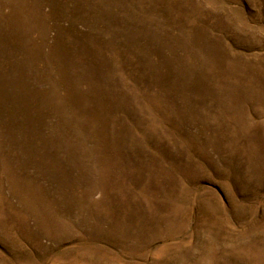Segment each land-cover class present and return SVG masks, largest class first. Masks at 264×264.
<instances>
[{
    "label": "rangeland",
    "instance_id": "1",
    "mask_svg": "<svg viewBox=\"0 0 264 264\" xmlns=\"http://www.w3.org/2000/svg\"><path fill=\"white\" fill-rule=\"evenodd\" d=\"M0 264H264V0H0Z\"/></svg>",
    "mask_w": 264,
    "mask_h": 264
}]
</instances>
